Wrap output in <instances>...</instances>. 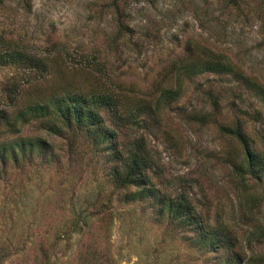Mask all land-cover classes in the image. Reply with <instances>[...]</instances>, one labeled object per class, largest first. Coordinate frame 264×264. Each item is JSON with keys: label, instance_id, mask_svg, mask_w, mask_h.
Wrapping results in <instances>:
<instances>
[{"label": "rangeland", "instance_id": "1", "mask_svg": "<svg viewBox=\"0 0 264 264\" xmlns=\"http://www.w3.org/2000/svg\"><path fill=\"white\" fill-rule=\"evenodd\" d=\"M113 4L0 0V55L20 53L0 63V110L14 123L0 119V143L41 137L52 146L24 165L12 156L0 164V264H231L232 254L200 248L168 212L126 201L107 148L74 127L45 126L47 116L15 119L29 104L73 92L108 94L120 113L137 108L125 124L108 108L100 113L120 145L144 138L156 166L151 180L188 199L207 240L225 226L247 259L264 264V180L236 170L243 146L230 130L238 122L264 162V98L244 83L264 89V0H120L119 11ZM212 53L239 78L177 74ZM29 57L44 60L42 75ZM176 87L174 99L156 102Z\"/></svg>", "mask_w": 264, "mask_h": 264}, {"label": "trees", "instance_id": "2", "mask_svg": "<svg viewBox=\"0 0 264 264\" xmlns=\"http://www.w3.org/2000/svg\"><path fill=\"white\" fill-rule=\"evenodd\" d=\"M119 1L114 0L113 5L116 11H119ZM15 52L4 51L0 55V63H6L12 59L17 60L20 53ZM25 63L36 72L38 70L43 71L42 73L45 72L44 70L46 68L42 58L34 60L32 57H29ZM176 72L177 74L182 72L188 74V76L210 72L217 75L231 74L235 78H239L233 66L216 53L207 55L203 59L190 60L187 64L180 65ZM38 73L42 75L41 72ZM244 83L248 85V89L254 95H259L264 98L263 88L258 87L256 91L255 89L253 91L251 89L253 84L249 85L245 80ZM177 87L174 90L163 89L157 97L156 102L159 103L161 100L167 101L174 99L179 93V88ZM118 104L117 99L108 94L86 95L77 92L71 94L60 93L52 95L43 104L35 103L27 105L24 110L17 114L15 119L20 121V119L29 120V116L31 119L47 116L46 121L43 123L45 126L54 127L60 131L61 126L58 123H62L68 128L74 127L76 130L81 131L84 136L90 137L92 142L97 146L109 150L108 153L113 158L112 161L115 162L110 172L111 180L116 190L124 191L123 198L126 201L147 200L151 206L154 204L153 206L159 216L165 211L168 212L169 218L172 219L173 223L185 226L194 233V242L197 244L199 239L201 242V245L198 244L200 248L203 249L205 246H210L214 252L218 249H223L232 254L231 264H255L256 259H247L245 257L241 248L238 246L236 235H231L229 229L226 230L224 229L225 226H223L221 227L223 228L222 230L213 232L211 239L207 240L210 237L207 224L190 204L188 199L183 194L172 198L165 195L164 192L162 193L155 186L148 175V170H152L156 166H154L153 160L145 149L146 144L142 136L129 143V146L126 144L122 146L118 143L115 131L105 127V118L100 113V109L108 108L112 111V116L113 118L115 117L114 119L117 118L119 121L123 118L121 119L123 124L126 123L128 118L136 116L137 112L136 108L129 114L120 113ZM216 104L217 101L214 100L213 105L216 106ZM0 119L8 122L7 115L1 110ZM8 123L11 125L14 124L10 121ZM231 128L230 130L237 136L243 146L242 164H236V170L249 179L264 180V162L262 161V157L256 150L254 151L248 138L241 132V127L238 122ZM50 147L52 146L41 137H29L26 140L19 139L17 142L11 144L0 143V164L3 166L6 165L9 162L8 159L12 156L13 162L24 165L34 154L40 153V155H43L42 157H46L47 153L52 149ZM8 152L10 154L7 156ZM127 190L129 192L125 193Z\"/></svg>", "mask_w": 264, "mask_h": 264}]
</instances>
